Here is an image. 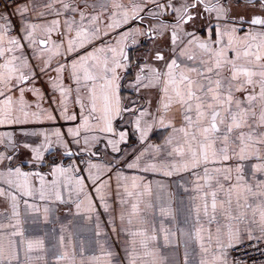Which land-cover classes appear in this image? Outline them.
<instances>
[{
  "label": "snow or ice",
  "instance_id": "6c2138e0",
  "mask_svg": "<svg viewBox=\"0 0 264 264\" xmlns=\"http://www.w3.org/2000/svg\"><path fill=\"white\" fill-rule=\"evenodd\" d=\"M61 213L46 248L28 225ZM256 252L264 264V0H0V264Z\"/></svg>",
  "mask_w": 264,
  "mask_h": 264
},
{
  "label": "crops",
  "instance_id": "0c3cea01",
  "mask_svg": "<svg viewBox=\"0 0 264 264\" xmlns=\"http://www.w3.org/2000/svg\"><path fill=\"white\" fill-rule=\"evenodd\" d=\"M169 188L167 192L163 193V198L165 201L168 199V194L171 193L172 197V207L174 210H178L180 213L183 212V204L187 200V194L182 191H177L176 186L172 181H168ZM60 215L61 219L55 223H43L37 222L35 224L28 225V230L31 235L36 237H41L45 240V247L48 248L52 243H55L54 237L59 235L60 224L69 225V221L72 219L68 217L64 219L63 214ZM93 225L89 221L77 220L73 221L72 225L69 226V231L72 233V242L76 247L83 246L85 254H91L92 243L94 240ZM116 240V237H112ZM45 259L51 261V264H55L54 258L51 256H46ZM259 264V263H258Z\"/></svg>",
  "mask_w": 264,
  "mask_h": 264
},
{
  "label": "built area",
  "instance_id": "2783aa9c",
  "mask_svg": "<svg viewBox=\"0 0 264 264\" xmlns=\"http://www.w3.org/2000/svg\"><path fill=\"white\" fill-rule=\"evenodd\" d=\"M254 255L256 256L257 261L259 263V261L261 260L260 253L259 252H256V253H254Z\"/></svg>",
  "mask_w": 264,
  "mask_h": 264
}]
</instances>
